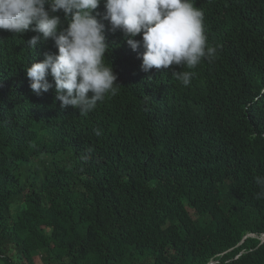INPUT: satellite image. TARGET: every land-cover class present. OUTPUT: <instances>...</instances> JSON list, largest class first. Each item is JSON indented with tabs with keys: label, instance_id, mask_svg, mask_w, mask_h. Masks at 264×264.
<instances>
[{
	"label": "trees",
	"instance_id": "trees-1",
	"mask_svg": "<svg viewBox=\"0 0 264 264\" xmlns=\"http://www.w3.org/2000/svg\"><path fill=\"white\" fill-rule=\"evenodd\" d=\"M192 2L211 62L144 72L101 0L122 87L87 115L60 107L51 76L30 88L53 40L0 30L1 263L264 264V0Z\"/></svg>",
	"mask_w": 264,
	"mask_h": 264
},
{
	"label": "clouds",
	"instance_id": "clouds-1",
	"mask_svg": "<svg viewBox=\"0 0 264 264\" xmlns=\"http://www.w3.org/2000/svg\"><path fill=\"white\" fill-rule=\"evenodd\" d=\"M101 0H0V30L14 34L33 31L26 44L34 49L38 42L51 39L57 54L45 53L41 62L27 66L26 76L36 96L55 87L60 107H72L80 115L92 112L106 96H116L122 87L105 59L109 45L105 25L93 15ZM49 10H46L45 6ZM103 20L110 30L122 31L133 51L141 47V70L168 69L171 65L195 69L211 59L215 49L207 44L204 14L192 0H104ZM67 27L54 15L61 11ZM141 36L142 40H136ZM194 71L174 72L173 78L189 86ZM91 93V96H89ZM96 135L99 129L94 130ZM255 181L264 188V177ZM264 197V191L257 198Z\"/></svg>",
	"mask_w": 264,
	"mask_h": 264
},
{
	"label": "rangeland",
	"instance_id": "rangeland-1",
	"mask_svg": "<svg viewBox=\"0 0 264 264\" xmlns=\"http://www.w3.org/2000/svg\"><path fill=\"white\" fill-rule=\"evenodd\" d=\"M0 264H3V263L0 262ZM38 264H43V263L41 261H38Z\"/></svg>",
	"mask_w": 264,
	"mask_h": 264
},
{
	"label": "water",
	"instance_id": "water-1",
	"mask_svg": "<svg viewBox=\"0 0 264 264\" xmlns=\"http://www.w3.org/2000/svg\"><path fill=\"white\" fill-rule=\"evenodd\" d=\"M263 242H264V238H263ZM212 264H214V263H212Z\"/></svg>",
	"mask_w": 264,
	"mask_h": 264
}]
</instances>
